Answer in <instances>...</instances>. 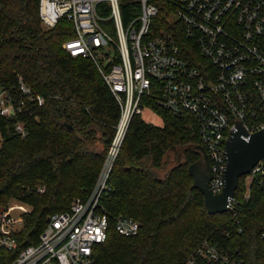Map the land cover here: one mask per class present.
<instances>
[{
    "label": "trees",
    "instance_id": "16d2710c",
    "mask_svg": "<svg viewBox=\"0 0 264 264\" xmlns=\"http://www.w3.org/2000/svg\"><path fill=\"white\" fill-rule=\"evenodd\" d=\"M39 6L40 0H0V85L13 84L20 75L46 100L38 120L26 122L29 134L24 139L8 131L12 122H0V209L12 200L31 207L23 215L18 250L0 251V264H11L24 248L38 245L51 215L67 212L74 199L89 196L121 116L93 62L63 50L73 37L70 22L61 19L54 29H45ZM187 45L186 58L204 65L196 46ZM153 110L162 124L133 118L112 165L104 201L111 217H132L141 231L124 237L112 224L106 242L94 249V264H186L207 239L239 250L245 264H264V177L251 184L247 201L240 180L236 198L244 206L237 218L230 211L209 214L188 171L199 154L188 151L184 162L161 176L174 147L201 145L198 123Z\"/></svg>",
    "mask_w": 264,
    "mask_h": 264
},
{
    "label": "built area",
    "instance_id": "2783aa9c",
    "mask_svg": "<svg viewBox=\"0 0 264 264\" xmlns=\"http://www.w3.org/2000/svg\"><path fill=\"white\" fill-rule=\"evenodd\" d=\"M39 17L47 30L61 19L70 22L73 37L63 50L93 62L121 116L89 196L74 199L69 211L51 215L39 244L24 248L11 264H94V249L106 242L112 224L121 236L139 235L138 220L111 217L104 201L131 121L143 118L144 111L156 115L153 106L198 123L211 165L210 190L223 192L231 133L239 124L249 134L264 130V0H40ZM188 43L196 46L204 65L186 58ZM45 104L20 75L13 84L0 85V122H12L8 131L23 139L29 134L26 122L38 120ZM3 143L0 126V148ZM259 176L264 177L262 162L243 178V201ZM37 192L44 194L45 188ZM243 201L235 193L230 208L234 218ZM22 230L23 218L0 210V251H17ZM196 255L186 264H245L239 250L209 239Z\"/></svg>",
    "mask_w": 264,
    "mask_h": 264
},
{
    "label": "water",
    "instance_id": "95a60500",
    "mask_svg": "<svg viewBox=\"0 0 264 264\" xmlns=\"http://www.w3.org/2000/svg\"><path fill=\"white\" fill-rule=\"evenodd\" d=\"M176 152L178 149L173 148ZM195 150L201 158L188 168L193 178V187L204 195L205 206L211 215L227 213L231 208V200L240 185V180L249 175L262 162L264 168V130L249 134L241 124L233 131L226 142L225 156V188L220 194H213L209 182L211 178L210 162L205 149L201 145H189L180 151ZM180 161V160H179Z\"/></svg>",
    "mask_w": 264,
    "mask_h": 264
},
{
    "label": "rangeland",
    "instance_id": "374dc122",
    "mask_svg": "<svg viewBox=\"0 0 264 264\" xmlns=\"http://www.w3.org/2000/svg\"><path fill=\"white\" fill-rule=\"evenodd\" d=\"M143 118L147 122H150V123L155 124V125H161L162 124V121L160 120V118H158L155 114H153L149 111H144ZM116 132H117V129H116ZM115 136H116V134H115ZM114 139H115V137H114ZM114 139L111 143V146H109L108 151L112 147ZM96 148L100 150V149H102V146L100 144H98ZM180 151L181 150L178 149L176 152L173 151L168 155L167 163L165 166V172L162 171L161 176L164 175V173H166L168 170H170L172 167H174L176 164L179 163L178 158L180 155ZM6 208L8 210L9 215L11 217L16 218V219L23 218L24 214L29 213L31 211V207L27 203H25L21 200H12ZM0 210H2V209H0Z\"/></svg>",
    "mask_w": 264,
    "mask_h": 264
},
{
    "label": "flooded vegetation",
    "instance_id": "af4514ba",
    "mask_svg": "<svg viewBox=\"0 0 264 264\" xmlns=\"http://www.w3.org/2000/svg\"><path fill=\"white\" fill-rule=\"evenodd\" d=\"M182 149H184V148H182ZM182 149H180V150H182ZM188 151H190V150H188ZM188 151H187V152H188ZM192 151H194L195 153L199 154V153H198L197 151H195V150H192ZM187 152H186V153H187ZM186 153H184V154H180V155H179L178 161H179V160H180V161H179V163H178V164H180V163H182V162H184V161H185V156H186ZM199 156H200V157H199V159H198L197 161H199V160H200V158H201V155H200V154H199ZM197 161H196V162H197ZM196 162H194V163H196ZM194 163H193V164H194ZM210 167H211V165H210ZM209 177L211 178V177H212V175H211V174H209Z\"/></svg>",
    "mask_w": 264,
    "mask_h": 264
}]
</instances>
